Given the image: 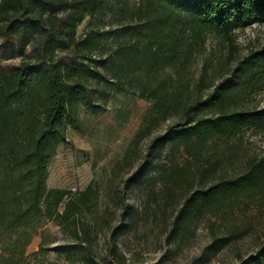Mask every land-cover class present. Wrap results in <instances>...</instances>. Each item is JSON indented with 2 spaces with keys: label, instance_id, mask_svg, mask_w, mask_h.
I'll return each mask as SVG.
<instances>
[{
  "label": "trees",
  "instance_id": "trees-1",
  "mask_svg": "<svg viewBox=\"0 0 264 264\" xmlns=\"http://www.w3.org/2000/svg\"><path fill=\"white\" fill-rule=\"evenodd\" d=\"M110 1L0 0V35L13 34L20 57L17 65L0 64V264H34L48 250L43 239L36 252L28 255L26 248L46 223L73 240L52 248L64 251L66 262L107 264L87 252L97 238L86 218L98 190L92 184L78 192L50 189L48 167L67 131L78 128L80 110L103 113L109 97L123 92V82L134 74L140 83L136 93L154 110H165L172 99L180 103V121L151 141L158 155L174 146L193 157L209 141L264 127V114L237 109L264 78V45L237 63L229 58L219 63L213 73L220 77L202 96L206 72L193 89L186 68L190 44H182L191 38L199 46L213 32L233 46L234 31L264 24V0H139L138 21L98 30ZM85 20L87 29L78 38L77 27ZM106 39L117 43L104 57L97 52ZM164 66L173 68L178 88H163L165 81L160 87L150 84ZM257 177L251 169L192 192L175 220L207 209L222 195L250 189ZM180 180L189 178L182 174ZM216 242L214 252L229 239ZM241 264H264V250Z\"/></svg>",
  "mask_w": 264,
  "mask_h": 264
},
{
  "label": "rangeland",
  "instance_id": "rangeland-1",
  "mask_svg": "<svg viewBox=\"0 0 264 264\" xmlns=\"http://www.w3.org/2000/svg\"><path fill=\"white\" fill-rule=\"evenodd\" d=\"M139 4V0L110 1L95 28L106 31L135 23ZM86 29L87 20L77 27V37ZM233 35V46L213 32L207 33L199 46L191 38L183 41L190 44L186 68L193 89L206 72L202 96L209 93L211 80L220 77L213 73L219 63L227 58L237 63L262 48L264 24L236 30ZM116 43L103 40L97 54L105 57ZM16 48L10 31L0 35L2 66L19 64ZM152 80L150 84L159 87L165 81L163 88L170 91L181 82L167 66ZM139 86L134 74L123 82V92L109 97L103 113L91 115L80 110L78 128L67 131L65 143L48 167L50 189L78 192L92 184L98 190L95 207L86 218L97 238L87 252L96 262L105 260L107 264H241L264 250V127L209 141L193 157L174 146H166L158 155L150 149L151 141L180 121V103L172 99L165 110L156 111L150 101L138 96ZM237 109L264 114V78ZM251 169L258 171V177L250 189L222 195L207 209L195 215L183 213L175 220L192 192L241 177ZM182 174L189 180L181 181ZM223 238L229 242L214 252L212 244ZM42 239L48 250L34 264H70L64 260V251L52 248L73 240L51 223L36 231L26 254L36 252Z\"/></svg>",
  "mask_w": 264,
  "mask_h": 264
}]
</instances>
